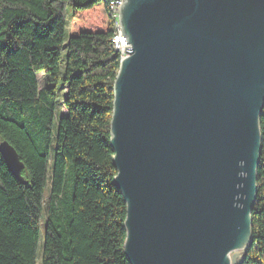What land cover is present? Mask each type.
<instances>
[{
    "label": "water",
    "instance_id": "1",
    "mask_svg": "<svg viewBox=\"0 0 264 264\" xmlns=\"http://www.w3.org/2000/svg\"><path fill=\"white\" fill-rule=\"evenodd\" d=\"M113 185L130 264H239L264 107V0H122ZM22 185L15 149L0 142Z\"/></svg>",
    "mask_w": 264,
    "mask_h": 264
},
{
    "label": "trees",
    "instance_id": "2",
    "mask_svg": "<svg viewBox=\"0 0 264 264\" xmlns=\"http://www.w3.org/2000/svg\"><path fill=\"white\" fill-rule=\"evenodd\" d=\"M115 29L102 0H0V142L26 182L0 156V264H130L110 147ZM259 128L252 241L239 264H264V107Z\"/></svg>",
    "mask_w": 264,
    "mask_h": 264
},
{
    "label": "built area",
    "instance_id": "3",
    "mask_svg": "<svg viewBox=\"0 0 264 264\" xmlns=\"http://www.w3.org/2000/svg\"><path fill=\"white\" fill-rule=\"evenodd\" d=\"M110 13L112 14L114 20L115 28H120L119 24V8L122 4V0H102ZM118 42H119V54L125 53L126 48H130L128 44H126L125 37L122 35L121 31H118Z\"/></svg>",
    "mask_w": 264,
    "mask_h": 264
},
{
    "label": "rangeland",
    "instance_id": "4",
    "mask_svg": "<svg viewBox=\"0 0 264 264\" xmlns=\"http://www.w3.org/2000/svg\"><path fill=\"white\" fill-rule=\"evenodd\" d=\"M66 13H67V21L69 22L70 18H71V15H72V11H71V7L70 6H67ZM92 23L95 24V26H96V21H93V19H91V17H90V19L88 20V25L87 26H90V24H92ZM119 61H121V60H119ZM37 80H38L40 89H42L43 87H46V78H45L44 74H39L37 76ZM60 113H61L62 116L66 115V111H65V109L63 107H60ZM41 231L43 232V227H42Z\"/></svg>",
    "mask_w": 264,
    "mask_h": 264
},
{
    "label": "bare ground",
    "instance_id": "5",
    "mask_svg": "<svg viewBox=\"0 0 264 264\" xmlns=\"http://www.w3.org/2000/svg\"><path fill=\"white\" fill-rule=\"evenodd\" d=\"M118 31H121V28H116L115 29V34L111 40L112 44L114 45L115 50L119 53V42H118ZM120 60L125 58L127 56L126 53L119 54Z\"/></svg>",
    "mask_w": 264,
    "mask_h": 264
}]
</instances>
